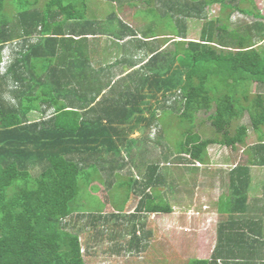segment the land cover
<instances>
[{"label": "trees", "instance_id": "trees-1", "mask_svg": "<svg viewBox=\"0 0 264 264\" xmlns=\"http://www.w3.org/2000/svg\"><path fill=\"white\" fill-rule=\"evenodd\" d=\"M39 1L14 0L6 7L0 0V264H89L101 238L124 241L127 235L110 252L140 255L154 233L139 218L171 215L173 203L184 209L197 204L193 192H202L203 183L217 184L216 175L208 174L187 192L177 181L179 169L170 183L171 171L164 168L213 166L210 146L242 145L251 128L258 143L249 152L254 160L229 172L232 199H222L229 214H244L248 166L264 152V94L248 93L251 82L264 86V27L233 23L261 18L252 1L96 0L116 8L100 18L88 16L94 4L87 0ZM124 5L146 23H127L120 16ZM211 6L218 7L213 18ZM189 20L202 22L197 39L188 37ZM161 26L164 31L156 33ZM110 37L122 48L112 62L105 51ZM201 111L208 113L214 137L202 138L196 129ZM166 112L189 123L169 156L160 124ZM245 116L248 124H240ZM141 141L137 164L134 146ZM80 181L102 185L106 201L104 192L125 188L124 208L82 212ZM188 194L193 201L175 203ZM130 201L135 207L127 213ZM124 221L131 227L122 232ZM88 224L97 231L81 239ZM227 231L218 229L208 259L188 258L185 264L259 261L250 258L253 251L245 246H254L244 232Z\"/></svg>", "mask_w": 264, "mask_h": 264}, {"label": "rangeland", "instance_id": "rangeland-1", "mask_svg": "<svg viewBox=\"0 0 264 264\" xmlns=\"http://www.w3.org/2000/svg\"><path fill=\"white\" fill-rule=\"evenodd\" d=\"M257 6H259L262 13H264V6L262 5V2L264 0H256ZM14 0H5V6H11L13 5ZM40 4L43 2V0L39 1ZM88 5H93V7H88L87 14L90 17L94 18H100L104 17L108 12H112L116 10L115 6L109 3H102L101 1L96 0H87ZM217 6H211L208 8V16L210 18L215 17L218 14ZM144 12V11H143ZM145 13V12H144ZM124 20L129 23L132 26H139L146 23V20H143L141 17L138 18V16H134V8L129 7L127 5H124L121 8L120 13ZM251 18H249L250 20ZM247 19H239L238 21H235L233 24H242L244 23H251ZM262 21V20H261ZM264 23V21H262ZM202 22L199 20H189L188 21V37L189 39H197L199 37V32L201 29ZM113 30V29H112ZM156 30V27L155 29ZM156 33L163 32V27L158 28L156 30ZM102 40H107L105 36H102ZM110 40H113L112 37H110ZM153 42V41H152ZM228 90V88H226ZM230 91V90H229ZM235 92L232 93V95ZM208 113L199 112L198 118L196 122V129L200 132V135L202 138L207 137H214L215 132L212 127L208 126V121L206 120V116ZM34 117H38V115H35ZM202 122V125L200 123ZM243 122L248 121L247 116H245L242 119ZM160 124H161V132L163 136V141L165 149L168 150V154L166 156H169L172 152H175L177 150V147L179 143L183 140V134L182 132L186 131L187 127L189 126V123L187 121H183L182 124L178 122V119L170 112L164 113L160 118ZM203 130V131H201ZM133 136H136V133L133 134ZM142 142V141H141ZM144 148L143 142L142 143H136L134 146V156L133 160L135 163H139L142 156L141 149ZM156 150V149H155ZM166 153V152H165ZM210 158L215 159L217 156V146H210L209 149ZM154 154L158 156V150L154 151ZM161 154V157H166ZM218 157V156H217ZM164 160H168L172 162V158H161ZM164 160H162L164 162ZM165 165H168V163H165ZM176 165H172L169 167H165L164 170L171 171V175L167 176V181L172 182V178L175 177V170L179 171L177 172V181L179 180L181 182V185H185L186 191H189V185L192 184V187L197 181L199 177V169H189L188 172L182 171L180 168L175 167ZM132 167V166H131ZM194 170V171H193ZM192 177V181H186V178L184 177ZM199 176V177H198ZM119 182L121 179L118 180ZM100 182V181H98ZM94 182V184L98 183ZM179 183V182H178ZM93 186V185H92ZM99 189H96L95 187H91L86 185L83 181H80L79 183V191L77 194V204L79 209L82 212L88 213V212H98V213H108V212H116L120 211L124 208V201L126 200V192L127 190L125 188H114L112 191L104 192V196L110 197L109 201H106L103 195V186L97 184ZM170 186V184H169ZM168 186V188H169ZM202 186H206V184H202ZM204 188H202L203 191ZM170 192L172 189H168ZM205 191H209L204 189ZM180 193H185L184 190H179ZM196 198L199 200L201 199V188L195 190L193 192ZM106 194V195H105ZM175 194V193H174ZM189 195V194H188ZM183 197V199H180L178 196L174 198L176 200L175 203L179 204H185L187 200L191 201L193 195ZM135 200V198H133ZM170 203L172 204V195L169 199ZM186 201V202H184ZM193 201V199H192ZM173 212L174 210L177 211L176 214H149L145 218H139L138 222H141L143 219V222L145 223V228H150L155 235H151V237L147 238V244L145 246V250L140 253V255H137L136 253H123L116 251L113 253L110 252L112 248L115 247H121V245L125 242V240L128 238V235L123 241V238L120 239L119 237L115 236L113 239L109 238H101V242L95 245L94 248V255L92 254L91 260L89 264H183L184 261H186L188 258H195V257H204L206 249L208 248V243H205L206 240H209V249L211 246V237H205L204 240L202 238L204 236H199L198 233L201 229H198L197 224L200 223L201 218H198V216H188L184 213V206L183 205H175L173 203ZM135 202L130 201L129 206L126 209L127 213H131L134 210ZM181 209H180V208ZM184 214V215H183ZM188 216V217H187ZM185 217V219H183ZM190 217V218H189ZM130 222H125L122 224L121 227L118 228V230H121L122 232H125V228L131 227ZM129 226V227H128ZM100 226H98L99 228ZM109 228H112V226H107V231ZM186 228V229H185ZM140 228L138 227L137 230ZM85 232L84 234H81L82 238H87L88 235L94 232V234L97 231V226L89 225L84 228ZM116 229V231H118ZM216 233H218V229H215ZM201 233V231H200ZM108 235V234H107ZM204 235V233H203ZM109 236V235H108ZM110 237V236H109ZM114 240V241H113ZM216 240H218V234L216 236ZM114 245V246H113ZM84 246V245H83ZM84 248V247H83ZM212 248V246H211ZM129 255V256H128ZM208 256V255H207ZM85 260L88 263L89 261V255L84 254Z\"/></svg>", "mask_w": 264, "mask_h": 264}, {"label": "crops", "instance_id": "crops-1", "mask_svg": "<svg viewBox=\"0 0 264 264\" xmlns=\"http://www.w3.org/2000/svg\"><path fill=\"white\" fill-rule=\"evenodd\" d=\"M251 1L252 5H254L255 9L259 12L261 18L247 16L245 19L248 18L249 20V18H251L249 20L251 23L256 21L261 22L264 27V23L262 22L264 21V13H262L259 6H257L256 0ZM262 5L264 6V1L262 2ZM164 47L165 46H162L161 49ZM105 49L106 57H108L109 62L114 61L122 53L121 42H109ZM248 93L250 98L257 93L264 94V86H259L255 82H251L248 88ZM240 124H246V122L241 120ZM262 132L264 134V126L262 127ZM256 137L257 134L249 128L244 144H236L233 147L217 146L216 154L218 157L216 156L215 159H212L213 166L211 164L209 166H201L198 164V166L196 165L195 167H192L199 169V175L201 176L199 177L200 180H207V178H209L208 174L210 176L214 174L216 175L217 181V184L214 187H203L209 191L203 189L200 194L201 199H196L197 204L187 203L189 205H186L184 210V213L186 215L188 214V216L196 215L198 218H201L200 223L197 224V227H199L198 229H201V233L199 231L198 237L201 235L204 236L202 240L208 235V237H211L210 242L212 248L210 246L209 249V240L205 241V243H208V248L205 252L206 256L195 258L208 259L210 257L217 241L216 236L218 233H216L215 229L223 228L224 230H228L227 233L231 232L234 235L238 234V232H244L245 235H243V239L248 237L249 240H247V243L249 245L253 244L252 246H254V248L245 246L248 247L251 252L253 251L250 258L255 260L259 259V261H252V263H249L264 264V165H260L261 161L264 162V152L261 154V157L257 158L259 163L256 160V162H254L255 164L248 166V188L246 190V202L244 205L245 213L240 214L237 212L231 215L228 213L227 207L222 205V199H232L229 190V172L239 164L245 165L246 163H250V160L253 162L254 158L249 156V152L256 144H258ZM176 213L177 211L174 210L172 214L174 215ZM183 219H185V217H183ZM230 220L232 223H230ZM251 238L256 240H252ZM257 245H263V248L259 246V249H257ZM185 262L186 261H184L183 264H185ZM221 263L223 264L222 261Z\"/></svg>", "mask_w": 264, "mask_h": 264}]
</instances>
